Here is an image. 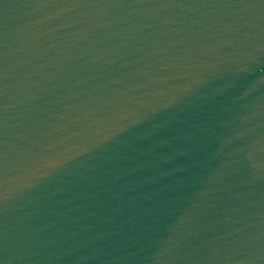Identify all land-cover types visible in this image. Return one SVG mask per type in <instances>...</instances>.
<instances>
[{"label":"water","instance_id":"obj_1","mask_svg":"<svg viewBox=\"0 0 264 264\" xmlns=\"http://www.w3.org/2000/svg\"><path fill=\"white\" fill-rule=\"evenodd\" d=\"M0 264H264V0H0Z\"/></svg>","mask_w":264,"mask_h":264}]
</instances>
